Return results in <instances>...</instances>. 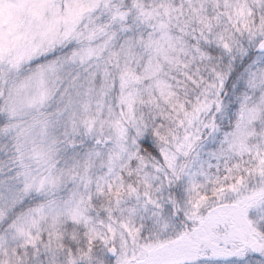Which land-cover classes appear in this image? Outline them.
Listing matches in <instances>:
<instances>
[{
    "label": "snow or ice",
    "instance_id": "obj_1",
    "mask_svg": "<svg viewBox=\"0 0 264 264\" xmlns=\"http://www.w3.org/2000/svg\"><path fill=\"white\" fill-rule=\"evenodd\" d=\"M0 264H264V0H0Z\"/></svg>",
    "mask_w": 264,
    "mask_h": 264
}]
</instances>
